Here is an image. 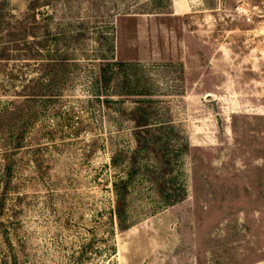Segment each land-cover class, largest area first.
<instances>
[{
    "label": "rangeland",
    "instance_id": "rangeland-1",
    "mask_svg": "<svg viewBox=\"0 0 264 264\" xmlns=\"http://www.w3.org/2000/svg\"><path fill=\"white\" fill-rule=\"evenodd\" d=\"M105 60L141 65L170 173ZM0 264H264V0H0Z\"/></svg>",
    "mask_w": 264,
    "mask_h": 264
},
{
    "label": "trees",
    "instance_id": "trees-1",
    "mask_svg": "<svg viewBox=\"0 0 264 264\" xmlns=\"http://www.w3.org/2000/svg\"><path fill=\"white\" fill-rule=\"evenodd\" d=\"M140 66L139 64L120 60H105L96 81L97 95L103 97V105L106 108L119 111L122 116H126L132 122V134L136 142V151L145 152V157H152L154 161L162 164V171L165 175L172 170V157L168 154L172 151V144L169 139L163 140V136L159 131L161 128L156 127L153 123V118H159V111L156 108L157 101L149 99L151 94L142 80L134 81L130 75L131 71L139 70ZM119 77L124 80L120 87L122 91L117 96L135 102V106L130 110L122 106H120L121 110L114 107L115 102L122 105L121 100L116 101L112 98L115 95L111 89ZM168 131H171L170 126ZM183 147L187 150L188 145L183 144ZM122 183H124V188L119 195L116 209V217L120 224L126 210L128 190V181Z\"/></svg>",
    "mask_w": 264,
    "mask_h": 264
},
{
    "label": "built area",
    "instance_id": "built-area-1",
    "mask_svg": "<svg viewBox=\"0 0 264 264\" xmlns=\"http://www.w3.org/2000/svg\"><path fill=\"white\" fill-rule=\"evenodd\" d=\"M240 10H242V12L245 10V8L244 7H242V6H239L238 7V11H240Z\"/></svg>",
    "mask_w": 264,
    "mask_h": 264
}]
</instances>
